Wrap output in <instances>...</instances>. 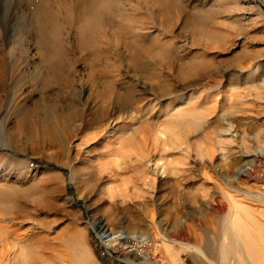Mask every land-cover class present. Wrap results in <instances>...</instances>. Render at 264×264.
Here are the masks:
<instances>
[{
	"label": "rangeland",
	"instance_id": "rangeland-1",
	"mask_svg": "<svg viewBox=\"0 0 264 264\" xmlns=\"http://www.w3.org/2000/svg\"><path fill=\"white\" fill-rule=\"evenodd\" d=\"M175 1L0 0L1 264L18 246L20 264H78V239L92 264L160 258L93 221L158 231L170 264H237L219 254L228 197L264 223L237 173L264 157V0Z\"/></svg>",
	"mask_w": 264,
	"mask_h": 264
},
{
	"label": "bare ground",
	"instance_id": "bare-ground-1",
	"mask_svg": "<svg viewBox=\"0 0 264 264\" xmlns=\"http://www.w3.org/2000/svg\"><path fill=\"white\" fill-rule=\"evenodd\" d=\"M170 1L177 2L175 0H170ZM252 1L253 0H248L249 3ZM247 8H248V12L249 10L250 11L254 10V8L251 5H248ZM163 94L168 96H173L172 90L168 86L163 89ZM180 95H181L179 97L180 101H186L189 98L188 95H184V94H180ZM104 114L106 115V113ZM77 116L78 117L75 116V120H78L79 124L82 122L85 123L86 120L85 115L84 116L77 115ZM254 152L256 153L264 152V141L260 145H257L255 147ZM198 155L202 156L203 154L201 152H198ZM4 158L6 160L9 159V157L4 155V153L0 152V177L11 173V169H10L11 167L9 166L10 164L12 165V163L8 164L9 163L8 160L5 162ZM56 162L59 163L58 160ZM157 169L160 171V173H165L164 163L161 162L158 165ZM253 197L258 200L260 199L264 200V192L258 191L256 192V194L255 193L253 194ZM7 210L8 209L6 207L0 205V221L4 219H8L9 221L14 220L13 216L6 215ZM91 225L96 229L97 233L101 238L102 243H104L107 246H112L115 243L120 242L121 240L126 241L128 236H130L133 238V241L135 243L140 244L139 246L142 249L146 248V250L143 251V253L147 257H149L148 256L149 251H157L156 254L159 255L160 258L157 259L158 261L152 262L151 264H168V263L170 264L171 262L172 263L176 262L180 258L178 256L179 251L178 250L175 251L172 245H169L163 239H161L160 238L161 234L158 231H155L154 233H150V234L144 232H143L144 234L139 232H138L139 234L137 233L123 234L122 231H108L107 229L104 228L102 224H100L99 221H93ZM158 240L161 241L159 246L157 243ZM83 242L81 239H78L76 245L70 247V252L74 254V259L78 264H92L93 263L92 260L88 262L86 261V259H84L85 258L84 249L86 250V247L83 244ZM219 243H220L219 254L224 262H229L231 258H236L237 264H245L247 263L246 261H249L250 264H264V223H262L256 217L255 213L248 206V204L244 203L240 199L234 197H228L227 199V209L222 216V227L220 232ZM18 248L19 250L16 251L14 250L11 258L15 264H20L22 263V261H25L26 259H28V257L31 256V253H27L24 251L25 250L24 247H23L24 250H21L20 249L21 247L19 246ZM113 248L115 249L114 246ZM181 248L185 249L186 246L182 245ZM28 254H30V256H28ZM130 263L142 264L133 261H129V264ZM179 263L186 264V262L184 261H181Z\"/></svg>",
	"mask_w": 264,
	"mask_h": 264
},
{
	"label": "built area",
	"instance_id": "built-area-1",
	"mask_svg": "<svg viewBox=\"0 0 264 264\" xmlns=\"http://www.w3.org/2000/svg\"><path fill=\"white\" fill-rule=\"evenodd\" d=\"M238 175L241 174L252 181L259 183L260 188L264 190V157L257 156L250 163L239 166Z\"/></svg>",
	"mask_w": 264,
	"mask_h": 264
},
{
	"label": "trees",
	"instance_id": "trees-1",
	"mask_svg": "<svg viewBox=\"0 0 264 264\" xmlns=\"http://www.w3.org/2000/svg\"><path fill=\"white\" fill-rule=\"evenodd\" d=\"M33 161L37 162V161H39V160L34 159Z\"/></svg>",
	"mask_w": 264,
	"mask_h": 264
}]
</instances>
